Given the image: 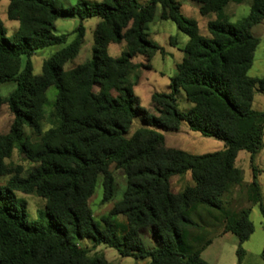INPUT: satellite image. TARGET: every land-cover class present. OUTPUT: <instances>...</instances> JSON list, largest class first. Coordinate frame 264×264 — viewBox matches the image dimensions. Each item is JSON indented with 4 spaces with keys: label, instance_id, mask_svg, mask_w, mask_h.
Returning <instances> with one entry per match:
<instances>
[{
    "label": "trees",
    "instance_id": "1",
    "mask_svg": "<svg viewBox=\"0 0 264 264\" xmlns=\"http://www.w3.org/2000/svg\"><path fill=\"white\" fill-rule=\"evenodd\" d=\"M8 1V19L18 22L19 29L9 38L4 26L0 27V87L16 85L5 101L13 123L7 135H0V177L12 175L0 187V264H108L90 259L77 239H90L95 246L105 244L124 258L150 259V264H207L201 255L212 240L199 247L187 242L186 234L201 228L189 214L199 205L221 210L220 198L232 182L239 153L248 152L254 160L263 143L264 114L256 112L253 103L256 94L264 95V77L251 78L248 72L260 45L252 29L264 22V0H251L249 15L235 24L225 16V8L245 0H191L199 5L201 16L216 15L207 24L209 38L200 34L197 22L180 12L175 0H150L148 5L138 0H78L69 8L56 0ZM158 4L163 9L161 19L175 23L189 42L177 75L171 79L170 92L152 96L158 114L154 116L141 107L127 75L135 57L165 54L147 39L144 30L153 21ZM68 16L82 23L101 20L92 61L64 71L63 65L78 53L75 42L44 62L40 76H33L32 57L66 43V37L53 30L56 21ZM79 31L82 38V26ZM124 40L128 52L118 59L109 56L107 44ZM23 58L26 62L20 70ZM12 69L16 75L9 73ZM53 86L58 91V127L37 146L21 142L25 126L40 133L46 92ZM180 94L192 105L190 109H179ZM137 119L142 128L128 138ZM182 124L223 142L225 149L200 156L166 149L160 131H177ZM14 146L38 165L25 178L5 165ZM111 165L125 171L128 187L124 199L103 219L102 228L93 219L88 200L99 175L104 176V201L112 198ZM187 173L195 186L173 194L170 179ZM253 173L250 200L260 204L264 226L255 167ZM16 192L36 193L46 200V224L29 221L27 204ZM120 215L128 221L129 230L123 236L111 221ZM147 227L154 231L156 249H146L141 239L140 231ZM224 232L238 238L241 264L246 255L243 245L254 233L250 210L226 216Z\"/></svg>",
    "mask_w": 264,
    "mask_h": 264
},
{
    "label": "rangeland",
    "instance_id": "2",
    "mask_svg": "<svg viewBox=\"0 0 264 264\" xmlns=\"http://www.w3.org/2000/svg\"><path fill=\"white\" fill-rule=\"evenodd\" d=\"M57 3L65 8L72 7L77 4L78 0H56ZM92 3H101L104 0H87ZM142 5H148L150 0H138ZM180 5V12L190 20L197 22L200 34L209 38L210 34L207 30V24L209 21H214L216 15L209 17H203L199 12V5L191 0H175ZM252 6L251 0H245L240 4L230 3L225 8V16L231 23H237L241 19L249 15ZM8 7L9 1H0V27L3 26L6 29L7 37L11 38L18 30V23L10 21L8 19ZM162 6L157 5L154 13L156 15L162 14ZM101 20L93 18L85 22H81L78 17L68 16L63 17L56 21L54 27V34L57 36H65L66 43L60 46L51 47L37 52L32 57L33 63V76H40L42 73V67L44 62L51 59L55 54L68 47L69 45L78 42L79 48L75 58L67 61L63 65V69L66 73H69L79 66L89 63L93 59L95 48V37L100 26ZM264 23V22H262ZM261 23V24H262ZM157 25V24H155ZM165 29L161 30L156 36L151 34V27L149 23L145 25V33L147 39L161 47L166 49L167 53L170 52L169 38L167 35L173 36L174 39L183 40L187 39V36L182 32H176V26L172 22L163 23ZM83 27V36L79 31L80 27ZM253 35L260 40L254 62L251 70L249 71V77L251 78H263L264 77V25H257L252 29ZM178 34V35H177ZM174 40H171V43ZM164 49V51H165ZM107 52L112 58H121L126 52H128L127 42L121 41L119 43L109 42L107 44ZM165 52L164 55L157 52L151 58H145L143 56H137L132 60V68L127 75V81L134 91L137 98L140 99L141 107L144 108L150 115L158 116L153 108L152 98L150 100L151 93H169L170 82L166 77L159 76L157 72H161L167 65H172V58ZM159 54V55H157ZM157 55V56H156ZM156 56V57H155ZM155 57V58H154ZM26 59L23 58L20 65V70L24 69ZM12 75H16L14 69L9 72ZM135 85L138 87L135 88ZM16 88L15 83L6 84L0 87V135H7L10 132L13 115L10 113L6 99L14 92ZM97 92L98 89L96 88ZM58 91L53 86L46 92V103L44 106V117L40 122V133H36L29 127L23 128V134L21 142L26 144L37 146L44 141L46 134L58 127V119L55 115V103L57 99ZM113 96H117L115 92H112ZM154 95V94H153ZM152 95V96H153ZM179 109L184 111L190 108V103L187 102L184 94L178 96ZM253 109L264 114V95L256 94L253 104ZM142 128L140 120L134 121L127 137H131L137 130ZM167 137L165 138L166 149L184 150L186 152L196 153L198 156L214 153L215 145L211 142L219 143L217 140L203 137L202 135L189 130L186 124H182L177 131H160ZM243 155L247 157L242 163V168L245 170L246 175L240 169H235L231 175V181L228 184L227 191L221 196V210L209 209L206 206H196L189 214L190 219L198 223L200 230H193L186 234V240L188 243L201 246L208 240H213L224 228L226 216L237 215L243 210L250 209V220L254 226V233L249 241L244 243L243 249L246 252L241 264H261V255L264 249V227L263 216L260 210V204H256L250 199L254 196L253 183H248L250 179L254 178V173L251 166V155L248 152H243ZM260 155H264V138L263 144L257 154L254 157L253 164L260 168H264V157L260 158ZM5 165L12 171L18 170L20 176L27 177L38 165L30 161L25 155H23L17 146H14L9 158L5 159ZM256 168V167H255ZM109 172L113 177V196L108 201H104V176L99 175L96 181V186L93 196L88 200V206L91 209L93 219L103 228V219L109 217L110 212L114 206L124 199V194L128 187V178L123 169L117 168L116 165H111ZM259 172V171H258ZM12 175H6L0 177V187H5ZM254 181V180H253ZM257 183L260 189V195L264 204V174L257 175ZM171 191L173 194L178 195L185 190L195 186L191 173L184 175H177L170 179ZM18 199L24 201L27 204L28 217L30 222L40 221L42 224H46L48 219L45 216L46 200L39 197L36 193L24 194L16 192ZM249 208V209H248ZM113 226L119 236L125 235L128 228L127 218L123 215L114 217L111 219ZM141 239L148 250L156 249L158 244L154 231L151 227L143 228L140 231ZM76 243L80 248L89 251L90 259H101L108 264H150V259H137V258H124L116 250L111 249L105 244L95 246L94 242L90 239H77ZM221 244V243H220ZM227 246L228 242L225 243ZM220 250V245H218ZM250 252L248 253L247 251ZM218 249L210 248L205 258L211 260L216 257ZM228 256V253H224ZM210 256V257H209ZM230 256V254H229ZM234 258V253L231 254Z\"/></svg>",
    "mask_w": 264,
    "mask_h": 264
},
{
    "label": "crops",
    "instance_id": "3",
    "mask_svg": "<svg viewBox=\"0 0 264 264\" xmlns=\"http://www.w3.org/2000/svg\"><path fill=\"white\" fill-rule=\"evenodd\" d=\"M13 22H15V21H13ZM166 22H172V21H170V20H162L160 15L157 14L156 17H154L153 21L149 22L150 26L151 25L154 26V27H151L152 28L151 29V31H152L151 34L154 35V36L158 35L161 30L165 29L163 23H166ZM155 24H157V25H155ZM173 24L176 26V32L180 33V30H179L178 26L175 23H173ZM18 25H19V23H18ZM260 25H264V23H262ZM3 26H4V24H3ZM18 29H19V27H18ZM167 36L169 37L167 39V41H169V45L168 46H169V48H171L170 49L171 51L167 53V50L164 48L165 49L164 52H166L170 56V58H172L175 61H172V65H170V64L167 65L166 64V67L163 70H161V72H157V74L159 76L166 77L167 80L169 82H171V79L177 75V66L182 63V61L184 60V58L186 56L185 52H184V49H185L186 45L189 42V38L187 37V39H183V40H178L177 41L176 39L173 38V36H170V35H167ZM171 40H174L173 41L174 43H171ZM157 55H159V54H157ZM248 76H249V72H248ZM136 87H138V85H135L134 90H135ZM153 94H155V93H151L150 94V100H151ZM261 95H263V94H261ZM254 100H255V97H254ZM191 107H192V105H190V108ZM185 110H188V109H185ZM256 112H259V111H256ZM165 138H166V142H167V137L165 136ZM263 138H264V136H263ZM218 142L219 143L211 142V143H213L215 145L214 152L223 151L225 149V144L223 142H221V141H218ZM243 152H245V151H243ZM243 152L239 153V155H238V157L236 159L235 165H234V169L238 168V169L242 170V172L244 173V177H245L246 172L242 168V163H243V161H245L247 159V157L243 155ZM187 153L192 154V155H197L196 153H193V152H187ZM257 154H259V152ZM263 157H264V155H260V158H263ZM250 167H252V170H253V167H256V169L259 171L258 172V176H260L261 174H264V168H260V167L256 166L255 164H253L252 155H251V166ZM253 180H254V178L248 180L249 181L248 183H253ZM226 242L229 243L228 246L225 244ZM218 245H220V247H221L220 250H219V247H217ZM238 246H239L238 238L234 234H232L230 232H224V228H223V230L215 238H213L212 243L202 252L201 257L207 264H240L239 260H238V257H237ZM215 247H216V249H218V251L216 252V257L211 258V260H207L205 258L206 252L210 248H215ZM225 252L228 253V256H225V254H224ZM247 252L249 253L250 251L248 250ZM232 253H234V258H233V256H231ZM229 254H230V256H229ZM261 257H262V255H261ZM261 262H262L261 264H264L263 259H261Z\"/></svg>",
    "mask_w": 264,
    "mask_h": 264
}]
</instances>
